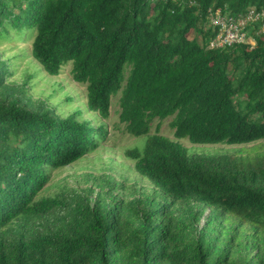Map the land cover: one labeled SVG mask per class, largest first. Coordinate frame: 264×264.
<instances>
[{
  "label": "trees",
  "instance_id": "trees-1",
  "mask_svg": "<svg viewBox=\"0 0 264 264\" xmlns=\"http://www.w3.org/2000/svg\"><path fill=\"white\" fill-rule=\"evenodd\" d=\"M231 16L264 0H0V40L33 36L32 57L49 76L72 64L87 85V110L110 116L121 92V123L134 137L154 119L174 117L177 140L194 145L264 141V34L255 45L210 50L209 9ZM8 71L0 67V88ZM105 132L78 117L58 120L0 96V264H264L234 257L233 244L197 240L162 245L145 235L120 262L108 216H80L68 227L13 241L12 222L52 215L61 201L37 200L50 173L93 153ZM253 155L190 157L178 142L149 136L126 156L141 177L173 201L217 209L264 234V145Z\"/></svg>",
  "mask_w": 264,
  "mask_h": 264
},
{
  "label": "rangeland",
  "instance_id": "rangeland-1",
  "mask_svg": "<svg viewBox=\"0 0 264 264\" xmlns=\"http://www.w3.org/2000/svg\"><path fill=\"white\" fill-rule=\"evenodd\" d=\"M33 36L11 41L0 40V67L8 71L0 96L17 100L33 112H49L58 120L78 117L90 121L105 132L99 147L79 161L52 171L48 184L37 200L53 199L62 205L47 217L20 219L1 233L11 240L30 239L68 227L80 216H108L119 236L120 262L137 251L143 236L159 238L162 245L190 243L197 240L226 242L238 236L233 244L235 259L257 255L264 245V234L217 209L205 208L194 201H173L157 190L150 181L136 173L135 162L126 156L131 149H143L149 136L160 135L180 143L190 157L253 155L264 141L248 145H194L177 140L171 122L174 117L154 119L150 133L134 137L121 123V92L112 97L110 116L102 119L87 110V85L73 79L72 64L60 74L49 76L32 57Z\"/></svg>",
  "mask_w": 264,
  "mask_h": 264
},
{
  "label": "built area",
  "instance_id": "built-area-1",
  "mask_svg": "<svg viewBox=\"0 0 264 264\" xmlns=\"http://www.w3.org/2000/svg\"><path fill=\"white\" fill-rule=\"evenodd\" d=\"M206 27L214 31L208 49L220 50L237 45L254 46L255 37L264 34V9L252 8L231 16L219 8L209 9Z\"/></svg>",
  "mask_w": 264,
  "mask_h": 264
}]
</instances>
